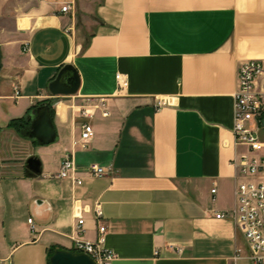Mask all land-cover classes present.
I'll return each instance as SVG.
<instances>
[{
    "label": "crops",
    "instance_id": "crops-1",
    "mask_svg": "<svg viewBox=\"0 0 264 264\" xmlns=\"http://www.w3.org/2000/svg\"><path fill=\"white\" fill-rule=\"evenodd\" d=\"M0 51V264L81 254L75 238H97V201L113 264H253L234 219L216 214L237 205V69L264 59V0H0ZM69 65L77 91L54 92ZM86 101L109 115L81 117ZM45 106L50 144L30 135ZM26 116L28 131L14 123ZM66 154L82 184L59 177Z\"/></svg>",
    "mask_w": 264,
    "mask_h": 264
},
{
    "label": "built area",
    "instance_id": "built-area-1",
    "mask_svg": "<svg viewBox=\"0 0 264 264\" xmlns=\"http://www.w3.org/2000/svg\"><path fill=\"white\" fill-rule=\"evenodd\" d=\"M71 9L70 4L62 7L63 12ZM122 87L127 85L124 75L117 74ZM234 127L233 136L237 146L245 147L247 152L233 165L238 169L240 181L236 188L237 205L231 211L218 212L217 218L231 217L242 231L251 251L250 260L253 264H264V59H248L241 62L237 69V90L234 94ZM169 103L159 100L157 106ZM102 101L96 108H103V116L109 112ZM94 115L91 108L84 107L81 117L90 118ZM94 136V128L90 123H83L81 140L86 148ZM89 173L93 176L106 174L104 167L90 165ZM76 166L72 154H66L62 160L59 177L73 178L76 184H82L79 177H74ZM213 193L216 189L212 190ZM94 218L98 223L97 238L94 241L75 238V250L88 254L102 264H113L116 259L114 251L106 242L107 225L103 222L104 212L101 202L93 206ZM77 235L84 231L85 218L83 208L77 207ZM33 223V218L29 219ZM239 251V250H238Z\"/></svg>",
    "mask_w": 264,
    "mask_h": 264
},
{
    "label": "water",
    "instance_id": "water-1",
    "mask_svg": "<svg viewBox=\"0 0 264 264\" xmlns=\"http://www.w3.org/2000/svg\"><path fill=\"white\" fill-rule=\"evenodd\" d=\"M2 65V54L0 51V67ZM79 86V76L72 66L65 67L58 79L51 85V89L56 92L63 90L71 94L75 93ZM264 123V121H263ZM30 135L43 144H50L56 138V130L52 122V114L49 106L41 107L34 119ZM27 167L35 174L42 172V162L37 157L27 160ZM52 264H95L92 257L85 253H75L72 251H58L52 257Z\"/></svg>",
    "mask_w": 264,
    "mask_h": 264
},
{
    "label": "trees",
    "instance_id": "trees-1",
    "mask_svg": "<svg viewBox=\"0 0 264 264\" xmlns=\"http://www.w3.org/2000/svg\"><path fill=\"white\" fill-rule=\"evenodd\" d=\"M14 123L17 125L18 124L21 125L24 130L28 131L29 126L31 124V119H30V117L26 116V117H23L21 119L15 120Z\"/></svg>",
    "mask_w": 264,
    "mask_h": 264
},
{
    "label": "rangeland",
    "instance_id": "rangeland-1",
    "mask_svg": "<svg viewBox=\"0 0 264 264\" xmlns=\"http://www.w3.org/2000/svg\"><path fill=\"white\" fill-rule=\"evenodd\" d=\"M96 102H93V104H91V102H89V101H86V103L84 104L87 108L90 106V104L91 105H93V106H91V107H89V108H91V109H93V108H96V106H97V103L95 104ZM99 103V102H98Z\"/></svg>",
    "mask_w": 264,
    "mask_h": 264
},
{
    "label": "bare ground",
    "instance_id": "bare-ground-1",
    "mask_svg": "<svg viewBox=\"0 0 264 264\" xmlns=\"http://www.w3.org/2000/svg\"><path fill=\"white\" fill-rule=\"evenodd\" d=\"M95 264H102V261H95Z\"/></svg>",
    "mask_w": 264,
    "mask_h": 264
}]
</instances>
